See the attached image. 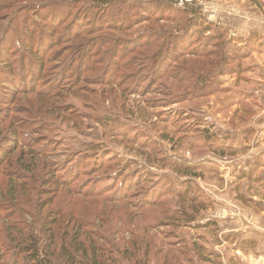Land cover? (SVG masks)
<instances>
[{"label":"rangeland","instance_id":"rangeland-1","mask_svg":"<svg viewBox=\"0 0 264 264\" xmlns=\"http://www.w3.org/2000/svg\"><path fill=\"white\" fill-rule=\"evenodd\" d=\"M1 5L3 264H264V0Z\"/></svg>","mask_w":264,"mask_h":264},{"label":"trees","instance_id":"trees-1","mask_svg":"<svg viewBox=\"0 0 264 264\" xmlns=\"http://www.w3.org/2000/svg\"><path fill=\"white\" fill-rule=\"evenodd\" d=\"M22 2V0H14V4L15 3H20ZM4 7V9L6 10H13L14 6L10 5V6H3L1 5L0 6V12L2 11L1 9ZM32 35H34V33H32ZM5 40V39H4ZM62 40V39H61ZM24 46V50L27 51L31 57H33L35 60H36V63L37 65H42L44 62L45 59V55L43 54L42 50L43 48L41 49L39 46L37 48V46L34 44L33 41H31L30 44H23ZM1 63L8 68L7 71H9V73L13 76L14 74V70L12 68V64L10 63V61L8 63H6L5 60H2ZM224 72V71H223ZM34 77V75H32V78ZM24 81V80H22ZM13 83L16 85V84H19L18 81H17V78L16 79H13ZM35 83V80H32L30 82L31 85H33ZM37 83V82H36ZM44 82H40L38 84H42ZM30 84L28 87H30ZM25 86L24 82H20L19 85H16L18 88H21L22 86ZM37 87V85H36ZM34 91H36V88H34ZM18 93H20V90L17 91ZM16 92V93H17ZM205 136H209V135H205ZM1 160V159H0ZM186 174H189L190 171H185ZM218 226V223L217 222H212L210 224H208L206 227L210 228H215ZM257 246V242L254 241V240H248V239H244L243 241H241V247L243 250H246V249H254L256 248ZM32 254L28 256V259L31 261V262H28V264H58L56 263L54 260H51L50 258L46 257V256H42L39 254V252H36L35 254H33V252H31ZM4 256H5V250L2 246H0V264H3V260H4ZM202 260V259H201ZM204 260V259H203Z\"/></svg>","mask_w":264,"mask_h":264},{"label":"crops","instance_id":"crops-1","mask_svg":"<svg viewBox=\"0 0 264 264\" xmlns=\"http://www.w3.org/2000/svg\"><path fill=\"white\" fill-rule=\"evenodd\" d=\"M237 27L241 30L244 27V24L238 25ZM248 32H250L249 34L250 39H255L256 35H258L259 33L260 34L263 33L261 30H258V29L254 30L252 27H251V30H249ZM262 202L264 203V200ZM230 211H233V210H230ZM244 219H245V222H244L243 227L232 231V233L234 232L244 233L245 235L244 238L248 240L256 241L258 245V249H260L259 253L264 254V207L262 206L261 214L246 211V213H244ZM237 223H238L237 221L231 222V224L235 226ZM260 259L263 260V257H261Z\"/></svg>","mask_w":264,"mask_h":264},{"label":"built area","instance_id":"built-area-1","mask_svg":"<svg viewBox=\"0 0 264 264\" xmlns=\"http://www.w3.org/2000/svg\"><path fill=\"white\" fill-rule=\"evenodd\" d=\"M190 0H187V2H189ZM229 212H233V211H229Z\"/></svg>","mask_w":264,"mask_h":264}]
</instances>
